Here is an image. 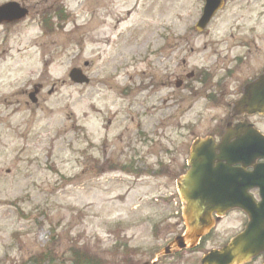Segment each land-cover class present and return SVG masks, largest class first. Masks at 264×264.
Returning a JSON list of instances; mask_svg holds the SVG:
<instances>
[{"label":"rangeland","instance_id":"374dc122","mask_svg":"<svg viewBox=\"0 0 264 264\" xmlns=\"http://www.w3.org/2000/svg\"><path fill=\"white\" fill-rule=\"evenodd\" d=\"M197 4V0H34V28L30 19L3 34L0 27V264H49L44 254L57 258L52 264H62L69 249L82 244L94 251L109 252L116 243L149 249L174 234L177 163L163 154L165 161L157 166L158 156L151 152L158 146L150 145L143 148L149 155L137 165L139 170L122 166L133 154L125 143L113 139L118 122L104 118L121 107L122 99L97 80L100 68L111 72L132 52H142L148 44L155 47L165 27L180 32L193 23ZM49 9L52 12L45 14ZM43 14L49 17L48 27L40 18ZM213 24L214 31H224L222 37L190 40L202 51L212 42L218 44L220 58L225 59L227 46L240 45L242 31L253 25L264 29V0H229ZM235 25L244 27L239 36L224 38L232 28L236 31ZM251 37L250 43L262 45L257 56L263 57L264 36ZM27 47L32 50L26 52ZM187 52L184 42L183 53ZM158 58L150 73L161 83ZM85 61L90 63L86 70L91 83H72L70 69L83 67ZM33 79L44 90L37 103L26 105L21 91ZM126 79V74L118 78L120 84ZM160 94L150 99V105H158ZM195 102L186 119H194L204 107V98ZM204 115L225 114L205 109ZM255 122L264 129V119ZM102 139L108 141L105 152L100 149ZM163 167L166 172H159Z\"/></svg>","mask_w":264,"mask_h":264},{"label":"flooded vegetation","instance_id":"af4514ba","mask_svg":"<svg viewBox=\"0 0 264 264\" xmlns=\"http://www.w3.org/2000/svg\"><path fill=\"white\" fill-rule=\"evenodd\" d=\"M197 3V14H199L204 2L197 0ZM21 4L28 8V17L24 20L30 19L34 28V0ZM228 5L229 0H226L224 8L215 16L222 14ZM214 20L215 18L202 29L187 25L179 32L175 31L174 27H165L155 47L148 44L142 52L134 51L129 55L127 71L131 73L127 74V79L121 84L118 80L119 70L116 69V73L111 74L106 72L107 69L100 68L97 82L102 87L107 86L110 91L115 89L114 96L122 99L121 107L108 112L109 117L104 118L106 122L109 120V123L112 120L118 122L115 127L117 132L114 140L128 146L133 154V157L129 158L132 162L145 161L149 151H144L143 148L156 145L158 148L153 153L158 156V160L165 161L161 156L163 154L172 157L177 163L176 174L181 175L187 170L186 160L190 155V146L195 139L212 137L216 142H220L228 133L230 135L228 142L232 143L236 140V136L243 135L240 125L246 123L247 120L264 133V129L259 128L255 122V118L261 120L264 117L259 114L250 115L245 109L237 107L247 84L256 80L264 70V53L261 58L257 56L260 48L263 51L262 45L249 42L254 34H258V38L262 39L264 29L251 26L247 31H242L244 27L235 25L236 31L234 32L232 28L226 32L224 38L226 36L236 38V34L239 36L242 31L239 36L240 45L236 46L235 43L227 46L229 53L224 55L225 59H221L218 44L212 42L211 47L206 45L204 48L207 50L202 51L195 46L196 42L190 40V37L197 40L208 36L209 39L214 40V34L222 37L224 31L222 33L220 29L214 31ZM22 22L24 21L2 23L0 27H4L3 32L6 33L7 28ZM184 42L187 44V53H183ZM177 44L180 45L177 46ZM252 46L255 47V51L252 50ZM233 49L236 52L230 55ZM175 50L178 52L176 53ZM206 52L210 53L205 55ZM201 54L202 58L199 57ZM157 56H159L161 83L155 77L156 75L150 73L155 70L153 60ZM30 82L31 87L21 91L24 96L23 101L27 105L30 93L34 90V80ZM160 91L161 94L156 96L158 105H150V99ZM197 98H204V107L197 110L199 113L194 119H186L185 114L195 108L193 105L198 103L195 102ZM205 109H221L225 115L223 118L217 115L208 118L204 115ZM103 148H106V143L101 145V152ZM258 162L264 163V159ZM166 168L163 167L159 172H166ZM257 193L258 189L254 190V195L259 201ZM188 205L186 202L178 204L174 234L164 240L162 246L175 237L189 233L187 225L189 218L186 214ZM211 214L212 221L209 227L205 228L199 238L194 240L193 246L186 244L184 247L185 242L182 240V248L170 250L168 254H160V248L154 250L119 248L108 252L94 251L89 249L87 244H82L80 250L73 253L68 251L71 254L64 260V264H203L205 257L215 250H222L233 239L245 232L249 222L247 213L239 206L218 204ZM192 220H195L194 217ZM64 253H67V250ZM74 253H78L77 258L72 259ZM226 257H229V253L222 252L221 256L213 259L210 257L208 261L210 263L214 260L217 264H224ZM56 260L57 258H54L52 263ZM242 264H264V250Z\"/></svg>","mask_w":264,"mask_h":264},{"label":"water","instance_id":"95a60500","mask_svg":"<svg viewBox=\"0 0 264 264\" xmlns=\"http://www.w3.org/2000/svg\"><path fill=\"white\" fill-rule=\"evenodd\" d=\"M220 1L221 0H206L204 16L201 23L208 22L212 14L218 8ZM7 8L8 7H4L2 10H0V16L4 17L2 12ZM71 76L78 82L82 81L81 73L78 70H73ZM263 90L264 77H261V79L251 85V88L249 89L250 96L248 97V99L250 98L249 102L252 107L259 106V100L257 96L261 95ZM250 141L251 140H247L241 143L240 148L236 149L233 152L235 153V156H233L234 160H229V163L240 162L244 166H249L252 164V162H254L255 159L260 158L261 156L264 157V140L262 141L261 137L257 136L252 140V142ZM204 143L207 150L211 151V146L208 144V142ZM226 146L228 147V145ZM197 147L194 150L193 160L191 161L192 169L185 177L178 180L179 192L182 195V198L190 204L189 210H207L208 213L210 210L208 207H198L191 203L201 202L207 204L214 202H225L227 198L231 196V179L232 177L237 178L238 176H241L243 179H245L246 191H248V189L250 188L260 186L261 195L264 202V169H258L257 167H255L252 172H246L244 171V169H241L237 174H228L227 171L233 169L230 165L222 164V160L227 156H224L222 158L218 157L219 162L215 165V157H210L208 154L203 155V153H201V155L197 158L199 154L196 151ZM222 149L226 148L222 147ZM198 151L200 150L198 149ZM246 202L248 204L253 203V199L248 193L246 194ZM246 209L249 212H255L256 210L255 206L247 207ZM255 222H257L256 226L260 225L255 216L252 215L251 224H255ZM247 239L248 243H252L255 241V235L253 233L250 235L248 234L240 240L233 242L230 249H240V245L244 247Z\"/></svg>","mask_w":264,"mask_h":264}]
</instances>
